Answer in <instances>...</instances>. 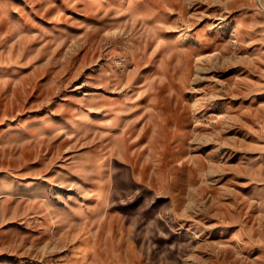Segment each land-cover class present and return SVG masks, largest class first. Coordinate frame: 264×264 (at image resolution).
I'll list each match as a JSON object with an SVG mask.
<instances>
[{"label": "rangeland", "instance_id": "1", "mask_svg": "<svg viewBox=\"0 0 264 264\" xmlns=\"http://www.w3.org/2000/svg\"><path fill=\"white\" fill-rule=\"evenodd\" d=\"M0 264H264V0H0Z\"/></svg>", "mask_w": 264, "mask_h": 264}]
</instances>
